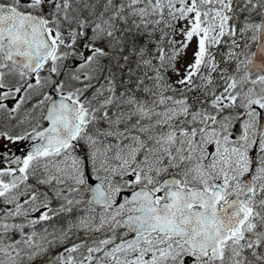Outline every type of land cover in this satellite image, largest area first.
I'll return each mask as SVG.
<instances>
[{"label": "snow or ice", "instance_id": "obj_1", "mask_svg": "<svg viewBox=\"0 0 264 264\" xmlns=\"http://www.w3.org/2000/svg\"><path fill=\"white\" fill-rule=\"evenodd\" d=\"M0 264H264V0H0Z\"/></svg>", "mask_w": 264, "mask_h": 264}]
</instances>
